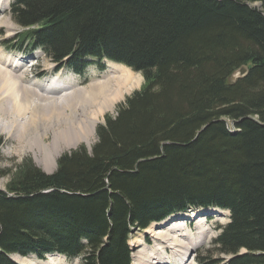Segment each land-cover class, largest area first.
<instances>
[{"label": "trees", "instance_id": "obj_1", "mask_svg": "<svg viewBox=\"0 0 264 264\" xmlns=\"http://www.w3.org/2000/svg\"><path fill=\"white\" fill-rule=\"evenodd\" d=\"M10 14L11 49L77 74L106 60L143 84L90 155L0 171V264H131L133 231L207 208L229 212L211 264H264V0H13Z\"/></svg>", "mask_w": 264, "mask_h": 264}, {"label": "bare ground", "instance_id": "obj_2", "mask_svg": "<svg viewBox=\"0 0 264 264\" xmlns=\"http://www.w3.org/2000/svg\"><path fill=\"white\" fill-rule=\"evenodd\" d=\"M6 6L8 2L0 0V13ZM1 27L10 29L7 21L0 17V31ZM24 67L0 51V144L8 145L15 152L23 148L34 151V163L46 173L56 168V159L63 151L80 143L89 147L101 115L113 110L139 82L131 70L112 62L102 76L84 85L78 84L72 76L53 78L49 84H37L29 79V75L34 78L41 73L34 74L32 69ZM59 90L64 92L54 95ZM47 105L50 107L48 112ZM48 134L52 135L50 142L46 141ZM224 213L227 212L217 208L199 209L168 217L165 221H173L168 226L165 221L151 224L143 231L152 241L149 251L140 248L143 244L140 235L128 242L133 248L132 264H186L191 250L210 241L211 229L204 222V216L218 218ZM187 221L193 223L191 228ZM18 257L12 256L11 260L17 264H58L62 258L49 255L39 261Z\"/></svg>", "mask_w": 264, "mask_h": 264}, {"label": "rangeland", "instance_id": "obj_3", "mask_svg": "<svg viewBox=\"0 0 264 264\" xmlns=\"http://www.w3.org/2000/svg\"><path fill=\"white\" fill-rule=\"evenodd\" d=\"M5 1L8 2V6H6L5 11L0 13V17L7 21V23L10 25V29H8L7 27H1L2 29L0 31V43L3 46L1 45L0 51L5 56H7L10 59H12L15 63L25 65L24 69L25 68L28 69V70L32 69L34 74H37V73H41V75L45 74L44 76L39 75L40 77L38 76V77H34V78H32V75L31 76L29 75V79L35 81L37 84H38V82L39 83L42 82L43 84H49V82L53 78L72 76L76 80V82L78 84H83L84 85V84H87L91 79L99 77L102 74V72L107 69V65L109 63H111V62L107 63L106 60L102 61V63H101V64H103L102 68H100L96 64L95 65L92 64L86 69L85 73L82 76H78V75H74V74H73L74 75L73 76L69 71H67V69H61V70L55 71L57 66L54 63H52L47 57H45V55L41 51H35V52L31 53V54H19V53H15V51H9L8 46H10V45L6 44L7 42L4 44V42L6 40L11 39L15 34L19 33L20 32V27L17 26L13 22L11 14H10V7L9 6L12 4L13 0H5ZM255 6H257V4ZM6 46H7V50H6ZM26 61H28L29 64ZM53 71L54 72H58V73L55 75L53 73ZM134 74H135L136 78H139V82H138L137 86L130 92V94L124 96L115 105V108L113 110H111L109 112H105L103 115H101V117L99 119V122L95 126V135L90 140L91 141V145L89 147H87L85 144L80 143V144H77L73 149H69V150L63 151L57 157L56 163L64 155H70L72 152L78 151L80 148H84L86 150V152H87V155L91 154V150L93 149V147L98 142L97 135H96L97 128L100 127V126H104L105 119L107 117L116 116L117 107L120 106L121 104H123L127 97L131 96L134 92L138 91L140 89V87L142 86V84H143L142 76L140 74H138V73H134ZM239 74H240L239 72L235 73L233 75V77L230 79V81H235L236 78L239 77ZM52 76H54V77H52ZM62 92H64V90H59L54 95H58V94H60ZM50 96H52V95H50ZM49 110H50V107L47 105V112ZM227 126H228V128L229 127L230 128L233 127L232 123H230V122L227 123ZM51 139H52V135L48 134L46 141L50 142ZM4 151H9L10 154L4 155L3 154ZM33 155H34V151H29L27 148H23L22 150L15 152L8 145L0 144V171L11 170L12 173H14V172L17 171V169H16L17 166H19L20 164H22V163H24L26 161H29V162H31V164L34 167H36L38 170H40L45 175H52L53 173H55L56 168H53V170L50 173H46V171L44 169H42L41 167H39L37 164L34 163ZM36 155H38V153H36ZM11 178H12V176H10V175H8V176L4 175V176L0 177V192H5L6 191V184L11 180ZM211 216L205 218L206 222H207V226L211 229L210 230V236H211L210 241L207 244L203 245V246H200V247H198L196 249L191 250L189 252V255H190L189 261L186 264H189V263H191V264H201V263H203V264H207V263L211 264L213 262H218L219 260H221V258H225L226 259L227 256L226 257L222 256L216 251V247L214 245V241L217 238V236L219 235L220 227L226 225L229 222V215H228V213H224L222 216H220L218 218H214L213 216L212 217ZM189 222H191V221H187V225H188ZM164 223H166V226H168L171 223H173V221L168 220V221H165ZM192 224L193 223L191 222V224L188 225V226L190 227ZM208 224H210V226ZM158 230L161 231L162 229H158ZM139 235L143 237V244L140 245V248L143 251H149V247H150V245H152V241H151L150 237H146L148 235L144 234L143 231L142 232L141 231H133L130 234L129 241L132 240V239L138 238ZM128 245H129V243H128ZM129 248L132 251L133 248L130 245H129ZM242 252H244V251H242ZM189 255L187 256V259H188ZM133 256L134 255L131 253V257H132L131 258V264L134 263ZM14 257L17 258V259L19 258L18 256H14ZM27 259H35V260H37L34 257H32V258L29 257ZM192 259H194V260H192ZM198 259H200V261H198ZM58 264H80V260H78V259H70V260H68V259H65V258L62 257Z\"/></svg>", "mask_w": 264, "mask_h": 264}, {"label": "water", "instance_id": "obj_4", "mask_svg": "<svg viewBox=\"0 0 264 264\" xmlns=\"http://www.w3.org/2000/svg\"><path fill=\"white\" fill-rule=\"evenodd\" d=\"M241 71H242V72H241ZM238 72L240 73L238 78H240V77L244 76V74L246 73V70H245V69H241V70H239ZM236 73H237V72H236Z\"/></svg>", "mask_w": 264, "mask_h": 264}]
</instances>
